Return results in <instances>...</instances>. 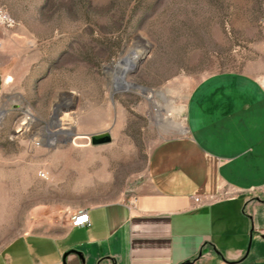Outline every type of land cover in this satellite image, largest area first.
I'll list each match as a JSON object with an SVG mask.
<instances>
[{"label":"rangeland","instance_id":"374dc122","mask_svg":"<svg viewBox=\"0 0 264 264\" xmlns=\"http://www.w3.org/2000/svg\"><path fill=\"white\" fill-rule=\"evenodd\" d=\"M0 8L10 21L1 39L32 60L18 62L24 77L0 110V252L25 235H61L73 213L134 199L153 149L187 133L202 80H264V0H0ZM106 132L111 143L91 144Z\"/></svg>","mask_w":264,"mask_h":264},{"label":"crops","instance_id":"0c3cea01","mask_svg":"<svg viewBox=\"0 0 264 264\" xmlns=\"http://www.w3.org/2000/svg\"><path fill=\"white\" fill-rule=\"evenodd\" d=\"M1 36L0 110L24 77L18 62L32 61ZM186 121L153 149L134 199L84 209L86 227L72 226L76 212L61 235L22 236L0 264H264V80H202Z\"/></svg>","mask_w":264,"mask_h":264},{"label":"built area","instance_id":"2783aa9c","mask_svg":"<svg viewBox=\"0 0 264 264\" xmlns=\"http://www.w3.org/2000/svg\"><path fill=\"white\" fill-rule=\"evenodd\" d=\"M9 24L10 21L7 19V15L2 11V8H0V25ZM43 177H45L44 173H41ZM196 202L200 203L199 198L194 199ZM89 216L86 211L83 212H77V214L72 218V226L73 227H86L89 226Z\"/></svg>","mask_w":264,"mask_h":264},{"label":"water","instance_id":"95a60500","mask_svg":"<svg viewBox=\"0 0 264 264\" xmlns=\"http://www.w3.org/2000/svg\"><path fill=\"white\" fill-rule=\"evenodd\" d=\"M111 141H112V137L108 132L98 135H93L91 137V144L94 146L109 144L111 143ZM185 264H190V263H185Z\"/></svg>","mask_w":264,"mask_h":264},{"label":"bare ground","instance_id":"6f19581e","mask_svg":"<svg viewBox=\"0 0 264 264\" xmlns=\"http://www.w3.org/2000/svg\"><path fill=\"white\" fill-rule=\"evenodd\" d=\"M140 61V57H134L133 59H132V66H136V64L138 63ZM128 71V70H127ZM2 115V114H1ZM3 116V115H2ZM169 121H171V123H172V120L171 119H168ZM175 127L179 130V131H185V127L183 126V125H181V124H179V125H177V124H175ZM83 211H85V210H81V211H79V212H83Z\"/></svg>","mask_w":264,"mask_h":264}]
</instances>
